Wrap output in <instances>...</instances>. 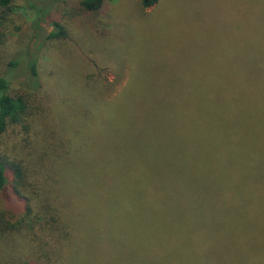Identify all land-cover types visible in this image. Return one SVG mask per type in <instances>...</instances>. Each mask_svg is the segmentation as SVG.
Listing matches in <instances>:
<instances>
[{
	"label": "rangeland",
	"instance_id": "1",
	"mask_svg": "<svg viewBox=\"0 0 264 264\" xmlns=\"http://www.w3.org/2000/svg\"><path fill=\"white\" fill-rule=\"evenodd\" d=\"M247 16L248 0H159L147 9L141 0H103L97 10L82 0H14L7 9L0 75L27 108L0 133V156L26 168L21 189L33 196L30 186L39 188L34 203L57 198L73 229L71 264H166L155 261L153 234L131 232L150 209L148 125L180 111L153 101L160 93L232 92L249 67ZM56 23L63 31L52 36ZM248 109L241 95L214 113L232 123L252 116ZM181 154L167 145L161 157ZM118 199L128 214L123 234H99L93 220L106 223L103 210L120 208ZM229 235L235 247L225 264H264V234Z\"/></svg>",
	"mask_w": 264,
	"mask_h": 264
},
{
	"label": "trees",
	"instance_id": "2",
	"mask_svg": "<svg viewBox=\"0 0 264 264\" xmlns=\"http://www.w3.org/2000/svg\"><path fill=\"white\" fill-rule=\"evenodd\" d=\"M13 1L0 0V46L6 29L3 16ZM158 1L141 3L147 9ZM102 3L82 0L87 10H97ZM56 26L59 30L52 36L63 31ZM246 50L248 71L244 79L233 78L232 92L160 93L153 101L155 108L168 102L180 110L169 122L152 119L148 125L154 138L147 151L152 165L146 185L150 209L147 223L143 218L140 229L131 232L153 234L155 261L225 264L227 249L235 247L229 234H264V12L258 0H248ZM27 62L35 80L37 61L33 57ZM241 95L252 115L245 117L252 123L245 117L231 123L228 115H215ZM26 108L23 98L10 93L9 79L0 75V133L19 120ZM167 145H180L182 154L177 160L161 157ZM26 175L23 165L0 156V264H71V258H65L73 233L71 223L56 207V197L34 203L39 188L30 186L33 196L23 193L28 185ZM118 201L117 210H103L109 218L106 223L93 220L94 227L103 230L99 234H123L128 214Z\"/></svg>",
	"mask_w": 264,
	"mask_h": 264
}]
</instances>
